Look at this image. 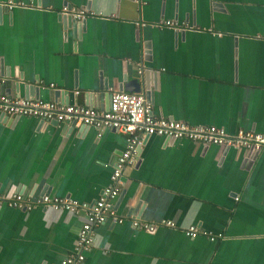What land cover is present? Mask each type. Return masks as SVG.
<instances>
[{
    "label": "crops",
    "instance_id": "obj_1",
    "mask_svg": "<svg viewBox=\"0 0 264 264\" xmlns=\"http://www.w3.org/2000/svg\"><path fill=\"white\" fill-rule=\"evenodd\" d=\"M65 7L94 15L74 28ZM139 67L156 115L264 133V0H0V93L107 109ZM70 125L0 114V193L95 202L125 135ZM122 182L124 220L93 228L81 264H264V151L149 136ZM84 221L0 205V264H61Z\"/></svg>",
    "mask_w": 264,
    "mask_h": 264
},
{
    "label": "built area",
    "instance_id": "obj_2",
    "mask_svg": "<svg viewBox=\"0 0 264 264\" xmlns=\"http://www.w3.org/2000/svg\"><path fill=\"white\" fill-rule=\"evenodd\" d=\"M64 16H70L76 21L85 20L93 12L85 8H64ZM157 26L172 28L175 31L187 29L186 24L173 20L160 22ZM143 68H138L142 73ZM0 114L10 117H34L45 122L56 121L64 124H74L76 127H93L100 136L104 130H115L125 135L126 147L116 160L114 171L110 176V184L106 186L99 198L92 203H80L69 197L42 195L38 200H32L20 193L7 195L0 193V205L31 210L42 206L52 210H62L71 213L85 212V221L80 227L74 251L61 264H81L84 253L90 250L94 243L93 228L111 220L121 223L124 217L117 214L114 206L122 189V172L134 164L137 149L149 136H163L171 140H190L204 146L216 145L221 148H237L248 151H264V133L239 130L236 134H228L223 128L213 125H192L182 120H173L156 115L152 104L142 93L113 92L109 107L98 109L84 105H66L52 101H42L35 98H20L0 93ZM237 199V198H236ZM134 228L153 231L156 226L175 228L169 220L157 224L131 219ZM190 238L207 234L196 225H190L184 230ZM213 239V238H211ZM28 264V263H27Z\"/></svg>",
    "mask_w": 264,
    "mask_h": 264
},
{
    "label": "water",
    "instance_id": "obj_3",
    "mask_svg": "<svg viewBox=\"0 0 264 264\" xmlns=\"http://www.w3.org/2000/svg\"><path fill=\"white\" fill-rule=\"evenodd\" d=\"M66 19H68L69 23H71V24L73 22V27L75 28V24H76L75 22H77V21L72 19V17H70V16H66ZM80 22H84V20H82ZM139 74H142V76L140 75L141 77H139L140 79L137 77V78H133L130 80L129 86L131 88L129 87L127 89V91L139 93L141 91L142 87H144V90L149 89L150 84H151L150 72L142 71V73H139ZM145 97L147 99H149L148 92H145ZM2 115L4 116V114H2ZM54 122H56V121H54ZM56 123H58V122H56ZM70 126H74V124H71ZM140 148L141 147H139L137 149V152H139ZM250 153L253 154V157H255L256 154H258L257 151H250Z\"/></svg>",
    "mask_w": 264,
    "mask_h": 264
}]
</instances>
